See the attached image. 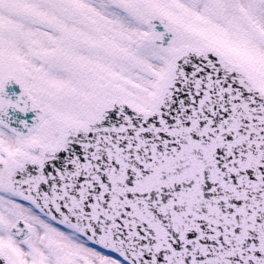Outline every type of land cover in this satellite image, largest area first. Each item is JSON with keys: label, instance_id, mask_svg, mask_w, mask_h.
<instances>
[{"label": "snow or ice", "instance_id": "6c2138e0", "mask_svg": "<svg viewBox=\"0 0 264 264\" xmlns=\"http://www.w3.org/2000/svg\"><path fill=\"white\" fill-rule=\"evenodd\" d=\"M0 264H264V0H0Z\"/></svg>", "mask_w": 264, "mask_h": 264}]
</instances>
